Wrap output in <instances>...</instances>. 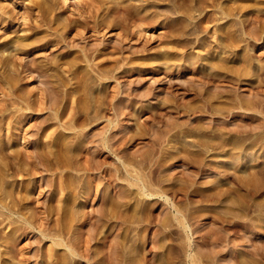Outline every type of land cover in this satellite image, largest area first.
<instances>
[{
  "label": "rangeland",
  "instance_id": "374dc122",
  "mask_svg": "<svg viewBox=\"0 0 264 264\" xmlns=\"http://www.w3.org/2000/svg\"><path fill=\"white\" fill-rule=\"evenodd\" d=\"M0 80L1 264H264V0H0Z\"/></svg>",
  "mask_w": 264,
  "mask_h": 264
},
{
  "label": "bare ground",
  "instance_id": "6f19581e",
  "mask_svg": "<svg viewBox=\"0 0 264 264\" xmlns=\"http://www.w3.org/2000/svg\"><path fill=\"white\" fill-rule=\"evenodd\" d=\"M9 62H10V61H9ZM20 65H21V64H20ZM3 80H4V79H3ZM0 81H1V80H0ZM4 81H5V80H4ZM2 83H3V82H2ZM4 84H5V83H3L2 85L4 86ZM1 87H2V86H1ZM4 87H5V86H4ZM5 91H6V90H5ZM5 91H4V92H5ZM9 91H10V90H9ZM9 91H8V92H9ZM75 91H76V90H75ZM2 93H3V92H2ZM9 93H10V92H9ZM12 93H13V92H11V94H12ZM71 93H72V92H71ZM3 94H4V93H3ZM11 94H10V95H11ZM6 95H8V93H7ZM11 96H12V95H11ZM69 96H70V95H69ZM12 97H14V96H12ZM69 98H70V97H69ZM9 99H11V98L9 97ZM1 100H2V99H1ZM12 100H13V99H12ZM127 100H128V99H127ZM70 101H71V100H70ZM128 101H130V100H128ZM2 102H3V101H2ZM11 102H12V101H11ZM120 102H121V101H120ZM130 102H131V101H130ZM16 103H17V102H16ZM117 103H118V102H117ZM2 104H3V103H2ZM10 104H11V103H10ZM12 104H13V103H12ZM69 104H70V103H69ZM69 104H68V105H69ZM0 105H1V104H0ZM17 105H18V103H17ZM17 105H16V106H17ZM112 105H113V104H112ZM114 105H115V104H114ZM116 105H119V103L116 104ZM5 106H6V105H5ZM69 106H70V105H69ZM71 106H72V105H71ZM2 107L4 108V106H2ZM18 107H19V106H18ZM113 107H114V106H113ZM72 108H73V107H72ZM98 108H99V107H98ZM6 109H7V108H6ZM70 109H71V108H70ZM95 109H97V108L95 107ZM0 110H1V109H0ZM3 110H4V109H3ZM14 110H15V108H14ZM17 110H18V108H17ZM72 110H73V109H72ZM112 110H113V109H112ZM4 111H5V110H4ZM113 111H114V110H113ZM116 111H118V110H116ZM1 112H2V111H1ZM127 112H129V111H127ZM2 113H3V112H2ZM97 113H98V112H97ZM97 113H96V115H98ZM99 113H100V111H99ZM113 113H115V112H113ZM120 113H121V111H120ZM123 113H124V112H122V114H123ZM131 113H132V111H131ZM151 113H152V112H150V114H151ZM111 114H112V113H111ZM157 114H158V113H157ZM96 115H95V116H96ZM99 115H100V114H99ZM101 115H102V114H101ZM101 115H100V116H101ZM113 115H114V114H113ZM128 115H129V114H128ZM107 116H108V115H107ZM117 116H118V115H117ZM119 116H120V115H119ZM122 116H123V115H122ZM131 116H132V115H131ZM153 116H154V115H153ZM153 116H151V117L154 118L155 116H154V117H153ZM157 116H159V115H157ZM56 117H57V116H56ZM56 117H55V118H56ZM100 118H101V117H100ZM146 118H147V117H146ZM96 119H97V118H95V120H96ZM111 119H112V117H111ZM114 119H115V118H114ZM155 119H156V118H155ZM150 120H151V119H150ZM98 121H99V119H98ZM107 121L109 122L110 120H107ZM69 122H70V121H69ZM119 122H121L120 119H119ZM119 122H118V123H119ZM105 123H106V122H105ZM116 123H117V122H116ZM13 124H15V123H13ZM63 124H64V123H63ZM69 124H70V123H69ZM108 124H109V123H108ZM108 124H107V125H108ZM15 125H16V124H15ZM66 125H67V124H65V126H66ZM74 125H75V124H74ZM69 126H70V125H69ZM76 126H77V125H76ZM7 127H8V124H7ZM67 127H68V126H67ZM64 128H66V127H64ZM71 128H72V126H71ZM77 128H78V127H77ZM77 128L74 126V129H77ZM105 128H106V127H105ZM108 128H109V127H108ZM68 129H69V128H68ZM74 129H73V130H74ZM7 130H8V129H6V131H7ZM79 130H80V129H79ZM100 130H101V129H100ZM100 130H98V131H100ZM106 130H107V129H106ZM158 130H159V129H158ZM8 131H9V130H8ZM67 131H68V130H67ZM69 131H70V130H69ZM75 131H76V130H75ZM78 132H79V131H78ZM78 132H76V133H78ZM100 132H102V131H100ZM88 133H89V132H88ZM93 133H94V132H93ZM102 133H103V132H102ZM102 133H101V134H102ZM106 133H107V132H106ZM7 134H8V133H7ZM94 134H95V133H94ZM96 134H97V133H96ZM101 134H100V135H101ZM159 134H160V133H159ZM91 135H93V134H91ZM110 135H111V134H110ZM110 135H108V136H110ZM87 136H88V135H87ZM95 136H96V135H95ZM95 136H94V137H95ZM110 137H111V136H110ZM110 137H109V138H110ZM96 138H97V137H96ZM96 138H95V141H97ZM109 138H108V139H109ZM112 138H113V137H112ZM112 138H111V139H112ZM92 139H93V138H92ZM101 140H102V141H101ZM101 140H100V141H101L100 143H102L101 146H104V148H105V145H107V138L105 139V137L103 136ZM90 141H91V140H90ZM111 141H112V140H111ZM150 141H151V140H150ZM48 142H49V141H48ZM48 142H47V144H49ZM109 142H110V141H109ZM97 143H98V142H97ZM45 144H46V143H45ZM94 144H96V143H94ZM98 145H100V144H98ZM110 145H111V144H110ZM110 145H109V146H110ZM113 145H114V144H113ZM46 146H47V145H46ZM77 146H78V145H77ZM101 146H99V147H101ZM107 146H108V145H107ZM111 146H112V145H111ZM116 146H117V145H116ZM75 147H76V145H75ZM83 147H84V146H83ZM92 147H95V146H92ZM78 148H79V147H78ZM86 148H87V147H86ZM115 148H116V147H115ZM115 148H114V149H115ZM83 149H84V148H83ZM117 149H118V148H117ZM77 150H78V149H77ZM88 150H89V149H88ZM92 150H93V149H92ZM95 150H96V149H95ZM99 150H100V149H99ZM108 150H109V149H108ZM48 151H49V150H48ZM78 151H79V150H78ZM80 151H81V148H80ZM93 151H94V150H93ZM43 152H44V151H43ZM83 152H84V151H83ZM86 152H87V151H86ZM110 152H111V151H110ZM115 152H116V150H115ZM115 152H114V153H115ZM37 153H38V152H37ZM80 153H81V152H80ZM87 153L89 154V152H87ZM90 153H91V152H90ZM94 153H95V152H94ZM39 154H40V152H39ZM86 156H88V155H86ZM86 156H85V157H86ZM116 156H117V154H116ZM38 157H39V156H38ZM39 158H41V157H39ZM87 158H89V157H87ZM117 158H118V156H117ZM23 160H24V159H23ZM42 160H43V159H42ZM89 160H90V158H89ZM28 161H29V160H28ZM39 161H41V159H40ZM86 161H88V159H86ZM90 161H91V160H90ZM23 162L25 163L26 161L24 160ZM23 162H22V163H23ZM41 162H43V161H41ZM44 162H45V161H44ZM44 162H43V163H44ZM43 163H42V164H43ZM89 163H90V162H89ZM30 164H31V163H30ZM42 164L40 163V166H41ZM27 165H28V164H27ZM43 165H44V164H43ZM91 165H92V164H91ZM28 166H29V165H28ZM44 166H45V165H44ZM93 167H94V166H93ZM30 168H31V167H30ZM83 168H84V167H83ZM85 169H87V168H85ZM85 169H84V170H85ZM90 169H92V168H90ZM87 170H88V169H87ZM27 171H28V170H27ZM88 171H89V170H88ZM86 174H87V173H86ZM137 176H138V175H137ZM137 176H136V177H137ZM146 176H147V175H146ZM147 177H148V176H147ZM148 178H149V177H148ZM151 178H152V177H151ZM133 179H134V178H133ZM145 179H146V178H145ZM97 180H100V179H97ZM136 180H137V179H136ZM151 180H152V179H150L149 182H153V181H154V180H153V181H151ZM141 181H142V180H141ZM141 181H139V182H141ZM147 181H148V180H147ZM136 182H137V181H136ZM136 182H135V183H136ZM143 182H144L145 185H146V182H145V181H143ZM149 182H148V183H149ZM154 182H155V181H154ZM88 183H89V182H88ZM88 183H87L86 185H88ZM97 183H98V182H97ZM133 184H134V182H133ZM137 184H138V183H137ZM150 184H151V183H150ZM157 184H158V183H157ZM157 184H156V186H157ZM58 185H59V184H58ZM134 185H135V184H134ZM151 185H152V184H151ZM151 185H150V186H151ZM88 186H89V185H88ZM136 186H137V185H136ZM139 186H142V185H139ZM147 186H148V185H147ZM152 186H154V185H152ZM154 187H155V186H154ZM141 188H143V187H141ZM147 188H149V186H148ZM155 188H156V187H155ZM155 188H154V189H155ZM151 189H152V188H151ZM149 190H150V189H149ZM153 191H154V190H153ZM156 191H157V190H156ZM140 192H141V191H140ZM149 192H152V191H149ZM154 192H155V191H154ZM162 192H163V191H162ZM149 194H150V193H149ZM149 194H148V195H149ZM151 194H152V193H151ZM151 194H150V195H151ZM158 194H159V193H158ZM144 196H145V195H144ZM147 197H148V196H147ZM152 197H153V196H152ZM165 199H167V198H165ZM171 199H172V198H171ZM165 201H166V200H165ZM171 201H172V200H171ZM171 201H170V202H171ZM0 202H1V201H0ZM174 204H175V203H174ZM3 205H4V204H3ZM173 206H174V205H173ZM173 206H172V207H173ZM6 208H8V207H6ZM9 208H10V207H9ZM177 210H178V208H177ZM178 211H179V210H178ZM175 213H176V212H175ZM181 214H182V213H181ZM176 215H177V214H176ZM183 217H185V216H183ZM57 220H58V218H57ZM186 220H187V219H186ZM183 221H184V220H183ZM27 224H28V223H27ZM188 226H189V225H188ZM41 232H42V231H41ZM43 233H44V231H43ZM50 235H51V234H50ZM49 237H50V236H49ZM51 238H53V237H51ZM66 240H67V239H66ZM61 241H62V240H61ZM68 241H69V240H67V242H68ZM4 242H5V241H3V243H4ZM71 242H72V241H71ZM6 243H7V242H6ZM10 243H11V242H10ZM8 244H9V243H8ZM66 244H67V243H66ZM70 244H72V243H70ZM9 245H10V247H11V244H9ZM67 245H68V244H67ZM73 245H74V244H73ZM6 246H8V245H6ZM6 246H5V247H6ZM13 246H15V245L13 244ZM6 248H8V247H6ZM11 248H12V247H11ZM9 249H10V248H9ZM9 249H8V250H9ZM13 250H14V249H13ZM72 251H73V250H72ZM7 252H8V251H7ZM2 253H3V252H2ZM8 253H9V252H8ZM8 253H6V254H8ZM10 253H11V252H10ZM10 253H9L8 255H10ZM12 257H13V256H12ZM6 258H7V257H6ZM9 258H10V256H9ZM4 263H5V262H4ZM6 263H7V262H6ZM194 263H195V262H194ZM0 264H1V263H0ZM7 264H9V263H7Z\"/></svg>",
  "mask_w": 264,
  "mask_h": 264
}]
</instances>
